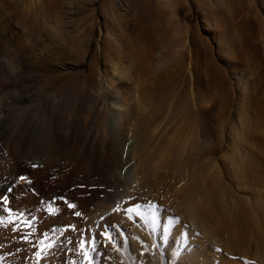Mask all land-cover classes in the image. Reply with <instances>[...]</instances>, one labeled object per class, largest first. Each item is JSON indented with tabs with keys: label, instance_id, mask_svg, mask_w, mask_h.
Listing matches in <instances>:
<instances>
[{
	"label": "rangeland",
	"instance_id": "rangeland-1",
	"mask_svg": "<svg viewBox=\"0 0 264 264\" xmlns=\"http://www.w3.org/2000/svg\"><path fill=\"white\" fill-rule=\"evenodd\" d=\"M0 51L15 69L5 80L0 68V264H264V232L257 243L251 223L258 214L264 224V0H0ZM173 73L184 110L171 117V104L155 106L158 119L122 134L117 87L131 102ZM99 85L108 109L94 143L68 130L88 120ZM113 134L123 137L120 152ZM186 136L219 220L216 247L182 210L181 188L197 169L181 182L168 155ZM87 195L89 212L105 209L90 222L77 212ZM16 216L33 247L22 260L7 246Z\"/></svg>",
	"mask_w": 264,
	"mask_h": 264
},
{
	"label": "bare ground",
	"instance_id": "bare-ground-1",
	"mask_svg": "<svg viewBox=\"0 0 264 264\" xmlns=\"http://www.w3.org/2000/svg\"><path fill=\"white\" fill-rule=\"evenodd\" d=\"M7 10L10 11V14L12 13L11 12V9L8 8L7 6H5ZM28 11L29 9L28 8H25V5L22 6V12H23V16H27L28 14ZM38 11V9L36 10ZM41 12V11H40ZM5 56L3 55V52L0 51V68L2 69V72H3V76H5L7 79L5 80H8L10 77H12L13 75H11L12 73H14L13 71L15 69L12 70V66L9 64L8 60H6L4 58ZM18 57V58H17ZM15 58V57H13ZM12 58V59H13ZM27 58L26 55L24 54H18L16 56V59H18L20 62H24L23 60H25ZM37 58V57H36ZM10 59V58H8ZM17 60V61H18ZM35 60V59H34ZM37 61V60H36ZM35 62V61H33ZM27 63V62H26ZM36 63V62H35ZM35 63H31V64H35ZM18 64V63H17ZM20 64V63H19ZM25 64V63H23ZM19 66V65H18ZM144 70V69H143ZM1 72V71H0ZM16 72V71H15ZM1 74V73H0ZM16 74V73H15ZM19 74V73H17ZM32 74V73H31ZM33 75V74H32ZM19 76V75H18ZM177 76L176 74H172L170 77H169V80L166 81L165 83H163V85H161L160 87L156 88V89H153L151 90L150 92H144L142 94V98L140 99H137L134 101L133 97L132 101H134V103L129 102L124 96H126L125 94H123V89H119V87H117V96H118V99H116L118 102H115L118 106V110L116 112L117 114V119L115 118V123H118V128L120 129L121 133L122 131H128L129 133L131 134H134L135 131H139V128H143V126H145V124L149 121V118L152 117V115L154 117H159L158 116V112L156 110V113L154 112L155 109L154 107L155 106H167L168 104H171L172 107L171 108V114L170 116L172 115L173 117L180 114L184 108H185V91L184 90H181L180 92H175V88L173 86V83L175 82V79H177ZM15 77V76H14ZM36 77V75H35ZM2 76L0 77V80H1ZM4 79V78H3ZM35 79V78H34ZM37 79L40 80V78L37 77ZM109 80V79H108ZM111 80V79H110ZM109 80V81H110ZM4 81V80H3ZM37 81V80H36ZM35 81V82H36ZM112 81V80H111ZM32 83V82H31ZM111 83V82H110ZM101 84V83H100ZM108 84V83H107ZM175 85V84H174ZM100 86V85H99ZM98 86V87H99ZM123 88V87H122ZM108 89V88H107ZM105 88V86H100L99 89L96 90V97L92 100V105H91V108L89 109V117H88V120L84 123L82 122L83 124H78L77 126H72V128H70L68 130V132H79L78 134H80V132H84L86 135L88 136H92L93 137V142L94 143H97L96 141H99V137L97 139V136L100 135L101 137V134L104 133L102 132V128H101V124L105 122V112L107 111L108 107H107V104L105 103L106 101H102V103H100V101L102 100V98H105L104 95H105V90H107ZM126 89V88H125ZM114 90V89H113ZM107 92V91H106ZM111 94V93H110ZM114 95V93H113ZM19 97L15 98L16 100H19L20 98V95H18ZM203 98V97H202ZM9 99V98H6V100ZM14 99V100H15ZM199 100H201L200 97H198ZM5 100V103H4V106H3V113L2 115H9V113L11 112V102L8 103V100L6 102ZM131 100V99H129ZM10 101V100H9ZM114 104V106L116 105ZM109 105V104H108ZM14 106V105H13ZM112 106V105H111ZM116 107V106H115ZM168 107V106H167ZM107 108V109H106ZM58 110V109H56ZM170 110V109H169ZM169 113V112H168ZM11 114V113H10ZM2 116V117H3ZM171 116V117H172ZM116 117V116H115ZM84 118V117H83ZM155 118V120L157 121V119ZM165 118V117H164ZM172 120V119H171ZM75 121V120H74ZM167 121V120H166ZM79 122V121H78ZM80 123V122H79ZM149 123V122H148ZM161 123V121H160ZM162 124V123H161ZM103 125V124H102ZM148 125V124H147ZM150 125V124H149ZM156 128H154V130L158 129L157 127H160L158 124H156ZM151 126V125H150ZM154 126V125H153ZM71 127V126H70ZM149 127V126H148ZM155 127V126H154ZM153 128V127H152ZM66 129V128H65ZM150 128L146 129L145 130V127H144V133L147 132V130L149 131ZM104 130V129H103ZM141 130V129H140ZM155 130V131H156ZM164 130V129H163ZM57 131V130H56ZM146 131V132H145ZM153 131V130H152ZM159 131V130H158ZM162 131V130H161ZM165 131V130H164ZM59 132V131H58ZM119 132V131H118ZM117 132V133H118ZM142 132V130H141ZM151 132V131H150ZM163 132V131H162ZM144 133L140 134V132L138 133V135L142 136ZM148 133V132H147ZM153 133V132H152ZM157 133V132H156ZM73 134V133H71ZM119 134V133H118ZM123 134V133H122ZM56 135V134H55ZM103 135V134H102ZM114 135V134H113ZM125 135V134H124ZM145 135V134H144ZM143 135V137H145ZM157 135V134H156ZM160 135V133H159ZM162 135V134H161ZM112 136V135H111ZM134 137V135H132ZM147 136V134H146ZM86 137V136H85ZM143 137H137L139 139L142 138L143 140ZM151 137V135H150ZM150 137H147L146 140H149ZM159 137V136H158ZM157 137V138H158ZM102 138V137H101ZM91 139V138H90ZM101 140V139H100ZM104 140V139H103ZM146 140H144L143 142H145ZM157 140V139H156ZM155 140V141H156ZM188 136H186L183 141L179 142L178 143V146H176L175 149H173L172 151L173 152H170V156L168 155V157H171L173 162L175 163V167L174 168H178L179 167V179L181 182H186L188 180H190V167L191 165L194 166L195 164V159L193 161V156L190 154V152L188 151L187 149V143H188ZM101 144H103L104 142L100 141ZM139 145H141L140 143H142V141L140 142L139 141H136ZM171 142V141H170ZM111 145L113 147H115L116 149L119 150V152L124 148V140H123V137L122 136H119L116 134V136L114 135V137L112 138L111 140ZM150 144V142H148ZM155 143V142H153ZM159 144V142H157ZM156 143V144H157ZM92 144V143H91ZM135 146V148H139L140 146ZM144 143H142L141 147L140 148H143L142 146H146L145 144L143 145ZM147 144V143H146ZM162 144V143H161ZM164 144V143H163ZM152 142H151V145L149 147H152ZM133 146V145H132ZM163 146V145H162ZM161 146V147H162ZM169 146V145H168ZM167 144L163 146V150L165 153H169V152H166L165 150L167 149ZM134 147V146H133ZM154 148H149V149H154V151H152V153L154 152L153 155L156 156L155 154V146H153ZM157 147V145H156ZM173 147V146H172ZM135 148L132 150H135ZM139 148V150H140ZM145 148V147H144ZM147 148V147H146ZM160 148V147H157V149ZM161 149V148H160ZM171 149V148H170ZM138 151V150H137ZM141 151V150H140ZM139 151V152H140ZM149 151V150H148ZM133 152V151H132ZM136 152V151H135ZM147 152V151H146ZM151 152V151H150ZM160 152V150H159ZM159 152L157 154H159ZM164 152L161 153L164 154ZM142 153V152H141ZM134 154V153H133ZM133 154H132V157H133ZM138 154V153H137ZM200 154V153H199ZM135 155V154H134ZM141 155L142 157V154H139ZM146 155V153H145ZM148 155V154H147ZM161 155V154H160ZM138 156V155H137ZM159 156V155H158ZM162 156V155H161ZM201 156V154H200ZM139 157V156H138ZM137 158L139 159L138 162H141L142 161V158ZM160 157V156H159ZM167 158V156H165ZM144 158H147V156ZM150 159H152V155L150 153ZM148 158V159H149ZM197 158V157H196ZM136 159V157H135ZM136 159V160H137ZM149 159V160H150ZM154 159V157H153ZM198 159V158H197ZM132 161V160H131ZM197 161V160H196ZM21 162V161H20ZM135 162V161H134ZM145 162V161H144ZM143 162V163H144ZM147 162H151L150 161H147ZM153 162V160H152ZM172 162V161H171ZM170 162V163H171ZM172 163V164H174ZM28 160H23V162H21V169L23 170V173L26 172V170L28 169ZM136 165H138V163L136 162L135 163ZM202 161H201V158L200 160L198 159L197 163L195 164V170H196V177L195 179L189 181L188 183H184V185L182 186L181 188V195H179L181 197V200L183 202V211H185L188 216V223L190 225V229L193 227L192 225L194 224V227L196 228V231L198 232H201L202 235L204 236V239L206 241L209 240V242L211 244H213L215 247L216 246H219L221 245V242H220V239H219V235H218V228H219V220H216L213 218V215H214V210H213V207H212V198L209 200L207 199V194H206V179L204 177V174H203V165H202ZM134 165V164H133ZM142 165V164H141ZM151 165V164H150ZM135 166V165H134ZM149 166V165H148ZM173 166V165H172ZM177 166V167H176ZM192 166V167H193ZM137 167V166H136ZM146 167V166H145ZM140 168V167H139ZM147 168V167H146ZM149 169V168H147ZM193 169V168H192ZM18 170V169H17ZM141 169H139L140 171ZM174 172V171H173ZM22 173V174H23ZM141 173V172H140ZM175 173H177L175 171ZM194 174H195V171H194ZM178 175V173H177ZM18 177V176H17ZM9 179V178H8ZM136 179V178H135ZM178 179V180H179ZM10 180V179H9ZM137 180V179H136ZM139 180V179H138ZM12 180H10L9 183H7V185H11L12 184ZM177 182V180H176ZM108 183V182H107ZM136 183V182H135ZM6 184V183H5ZM178 184L180 185V182L178 181ZM105 185V184H104ZM100 187V186H99ZM20 191L23 190L22 187L19 188ZM180 190V189H179ZM107 191V190H106ZM22 192V191H21ZM94 192V191H93ZM103 192V191H102ZM105 192V191H104ZM108 192V191H107ZM179 192V191H178ZM103 194V193H102ZM101 194V195H102ZM106 194V193H105ZM212 193H209V195L211 196ZM105 196V195H103ZM110 196V194H109ZM108 196V197H109ZM213 196V195H212ZM211 196V197H212ZM216 196V195H215ZM19 197V196H18ZM102 197V196H101ZM116 197V194H113L111 196V198L108 199L111 200H116L115 199ZM93 197H90V196H85L83 199L80 200V202H78V211L79 212V218H84V217H87V222H90L88 220H91L92 219H95V217H97L98 214H100L101 212H103V208H101V212L100 213H97L95 214V210H94V214L90 211V201H92ZM177 199V198H176ZM180 199V198H179ZM19 201V204H20V208L18 209H22V205L25 204L24 203V200H23V197H19L17 199V202ZM216 200V199H215ZM223 200V199H222ZM94 202V201H93ZM226 202V201H225ZM96 203V202H95ZM101 203V202H99ZM179 203V202H177ZM117 204V203H116ZM225 203L222 201L220 202L219 201V205L220 207L222 208V210L224 211V205ZM3 206V205H2ZM19 206V205H18ZM96 206V205H95ZM107 206H110L109 204ZM106 206V207H107ZM14 207V206H13ZM182 207V206H181ZM3 208H5V210H7V206H3ZM97 208V207H96ZM105 208V207H104ZM227 208V207H226ZM13 209V208H12ZM94 209V208H93ZM76 210V209H75ZM98 211V210H97ZM220 211V210H219ZM89 212V213H88ZM184 212V213H185ZM89 215H88V214ZM240 213V212H239ZM15 214V213H14ZM246 214V213H245ZM245 214H242V215H245ZM9 215L11 216V214L9 213ZM17 215V214H16ZM216 215V214H215ZM21 216V215H20ZM249 216V214L247 215V217ZM13 217V215L11 216ZM22 217V216H21ZM21 217L19 216H16V219L17 221H12L9 222V219L6 223V232H7V235H8V242L9 244L7 246H9V250H10V254L12 253L11 250L13 249V251H15V257L16 258H26V256H28V249L32 250L31 247H24L26 244V242H28L27 240L24 239V235H23V224L21 222ZM9 218V217H8ZM250 218V217H249ZM264 218V217H263ZM247 219V218H246ZM256 219V220H255ZM6 220V219H5ZM251 220V219H250ZM262 217L261 215H258L256 214L255 217H253V219L251 220V223L253 224L254 226V231H255V236H256V241L257 243H259L261 240H262V234L264 232V224L261 225V222H262ZM32 223V222H31ZM30 224V223H29ZM248 224H250V221L249 220H245V221H240L239 222V227L241 228V230H244ZM22 225V227H21ZM32 225V224H31ZM14 226L18 227L17 230H14ZM27 227H29V229H33L32 226L28 225ZM26 228V227H25ZM26 230V229H25ZM28 230V229H27ZM136 230V229H135ZM5 231V230H4ZM32 231V230H31ZM27 232V231H26ZM24 231V233H26ZM30 232V231H29ZM132 232V231H130ZM135 233V231H134ZM136 233H137V230H136ZM140 234V233H139ZM250 235V234H249ZM25 237H27V235H25ZM143 237V236H142ZM145 237V236H144ZM146 238V237H145ZM251 238V237H250ZM29 239V237L27 238ZM122 240V239H121ZM26 241V242H25ZM46 241V240H45ZM25 242V244H24ZM30 243V242H29ZM34 243V242H33ZM44 243V241L42 242ZM46 243V242H45ZM122 243H124V241L122 240ZM129 243L132 244V247L134 246L133 244H135L133 238H131L129 240ZM37 244V243H36ZM40 244V243H39ZM210 244V245H211ZM30 245V244H29ZM44 245V244H43ZM36 246V245H35ZM38 246V245H37ZM7 248V247H6ZM33 248V247H32ZM131 248V247H130ZM52 250V249H51ZM28 251V252H27ZM33 251V250H32ZM52 253H54V251H51ZM31 253V252H29ZM47 253V252H46ZM57 253V252H56ZM32 254V253H31ZM48 254V253H47ZM50 254V253H49ZM124 253H122V257L125 258L126 256H123ZM14 255V253H13ZM33 255V254H32ZM38 256V255H37ZM36 257V256H35ZM121 257V258H122ZM46 258L49 259L50 257L48 255H46ZM54 258V257H51V259ZM29 259V257H28ZM31 259V258H30ZM33 259V258H32ZM37 259V258H36ZM22 260V259H21ZM50 260V259H49ZM128 260V259H127ZM30 261V260H28ZM34 260H32L33 262ZM47 261V260H46ZM127 262V261H126ZM125 262V263H126ZM50 264V263H48Z\"/></svg>",
	"mask_w": 264,
	"mask_h": 264
},
{
	"label": "snow or ice",
	"instance_id": "snow-or-ice-1",
	"mask_svg": "<svg viewBox=\"0 0 264 264\" xmlns=\"http://www.w3.org/2000/svg\"><path fill=\"white\" fill-rule=\"evenodd\" d=\"M69 207H73L72 205H69ZM129 211H131V209H129Z\"/></svg>",
	"mask_w": 264,
	"mask_h": 264
}]
</instances>
